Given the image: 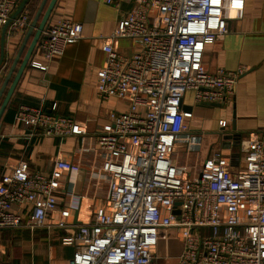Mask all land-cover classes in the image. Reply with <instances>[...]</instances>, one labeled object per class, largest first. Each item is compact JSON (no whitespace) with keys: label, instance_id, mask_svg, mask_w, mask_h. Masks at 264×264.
Masks as SVG:
<instances>
[{"label":"built area","instance_id":"1","mask_svg":"<svg viewBox=\"0 0 264 264\" xmlns=\"http://www.w3.org/2000/svg\"><path fill=\"white\" fill-rule=\"evenodd\" d=\"M120 2L131 8L104 41L106 61L94 89L127 109L109 113L93 137L98 160L85 169L105 186L102 205L90 220L74 224L58 192L66 174L83 168L56 160L43 174L22 160L0 177V231L72 229L61 237L72 248L66 264H156L160 233L168 229L182 243L178 264H264V132L241 141L235 166L220 152L190 166L178 161L180 151L198 154L200 148L180 109L185 93L192 92L196 104L223 105L246 70L209 73L202 64L205 46L227 33L224 0H107L116 7ZM15 8L16 0H0V27ZM27 23L21 13L9 30L18 33ZM81 33V24L62 19L45 29L36 50L46 61L57 58ZM119 38L133 41L136 51L118 55L110 41ZM32 67L46 69L38 62ZM15 117L31 133L79 137L77 152H90L84 130L68 117L24 105ZM63 191L73 197V184ZM23 206L27 216L13 212Z\"/></svg>","mask_w":264,"mask_h":264},{"label":"crops","instance_id":"2","mask_svg":"<svg viewBox=\"0 0 264 264\" xmlns=\"http://www.w3.org/2000/svg\"><path fill=\"white\" fill-rule=\"evenodd\" d=\"M22 1L16 0L15 10ZM41 1L29 0L26 4L22 11L28 19L24 30L11 33L8 26L2 41L3 26L0 27V57L3 53L0 87L16 60L1 101L51 0H46L35 27L26 38ZM224 5V15L228 19L227 33L205 46L202 64L209 73L218 69L235 71L240 67L246 70L237 80L233 99L223 105L196 104L192 92H186L183 96L180 109L188 134L200 138L198 154L185 155L180 151L178 161L188 166L199 164L213 152H220L231 166H235L240 160L241 141L250 134L264 132V0H224ZM130 8L131 4L120 2L116 7L108 4L107 0H56L47 27L67 19L81 24V37L76 43L66 45L61 56L49 61L40 56L36 44L0 118V177L22 160L29 164L31 170L43 174L50 172L56 160L71 161L83 168V172L66 174L61 181L62 189L58 192L60 202L72 211V222L76 212L78 223L87 222L94 209L103 203L104 184L92 182L85 169L86 165L98 160L93 150V137L107 125L109 113L123 112L127 104L115 98L100 99L94 84L97 71L106 61V55L101 50L104 41L114 31L120 14ZM110 42L122 57L136 51L130 39L119 38ZM32 62L41 63L46 69L34 68ZM21 105L70 118L84 130L85 145L90 152H77L81 143L79 137H45L26 130L15 117ZM65 184L70 187L73 184V197L63 191ZM13 212L27 216L29 208L14 207ZM72 233V229L2 230L0 262L66 264L71 259L72 248L63 246L61 237ZM181 250L182 243L174 229L163 230L155 249V263L178 264Z\"/></svg>","mask_w":264,"mask_h":264},{"label":"water","instance_id":"3","mask_svg":"<svg viewBox=\"0 0 264 264\" xmlns=\"http://www.w3.org/2000/svg\"><path fill=\"white\" fill-rule=\"evenodd\" d=\"M28 1L29 0H23L18 5L17 9L11 15V17L3 25L2 34H1L2 41L4 39V34H5V31H6L7 27L9 26V24L11 23L12 20L16 19L22 13V11L24 10V8H25L26 4L28 3ZM55 1L56 0H51L49 2L45 12L43 13V16H42V18H41V20H40V22L38 24V27H37L34 35H33L32 41H31V43L29 45V48H28V50L26 52V55H25L23 61L20 64L19 70L17 71L13 81L11 82L7 92L5 93L4 98L1 101V97H2V95L4 93V90H5L6 86H7V83L9 81L10 75H11L12 71L14 70V67H15L14 63L16 62V60L14 61V63L9 68V71H8V73L6 74V76H5L4 80H3V83H2V85L0 87V118H1L6 106L8 104V101H9V99H10V97H11V95H12V93H13V91H14V89H15V87H16V85H17V83H18V81H19V79H20V77H21L26 65H27V62L29 60V57H30L35 45L38 43L39 40L45 38V35H44V31L45 30L44 29L48 25L47 21H48V18L50 16V14H51V11L53 9ZM45 2H46V0H42L41 1V4H40V6H39L34 18H33L32 22L30 23V26L28 27L26 38L31 34L33 28L35 27L36 22L38 21L39 16L42 13V10H43V7L45 5ZM26 38H25V40H26ZM2 62H3V53L1 54V57H0V67H1ZM76 220H77V212L74 215V224H78V222Z\"/></svg>","mask_w":264,"mask_h":264},{"label":"rangeland","instance_id":"4","mask_svg":"<svg viewBox=\"0 0 264 264\" xmlns=\"http://www.w3.org/2000/svg\"><path fill=\"white\" fill-rule=\"evenodd\" d=\"M0 264H7L5 261H1Z\"/></svg>","mask_w":264,"mask_h":264}]
</instances>
